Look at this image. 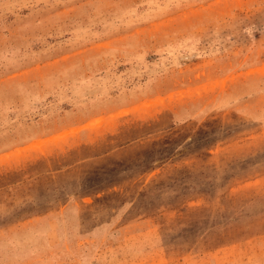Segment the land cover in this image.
Masks as SVG:
<instances>
[{"label":"rangeland","instance_id":"1","mask_svg":"<svg viewBox=\"0 0 264 264\" xmlns=\"http://www.w3.org/2000/svg\"><path fill=\"white\" fill-rule=\"evenodd\" d=\"M0 264H264V0H0Z\"/></svg>","mask_w":264,"mask_h":264}]
</instances>
